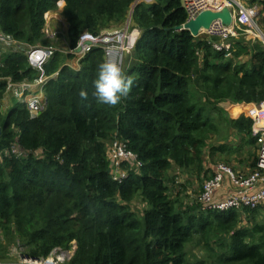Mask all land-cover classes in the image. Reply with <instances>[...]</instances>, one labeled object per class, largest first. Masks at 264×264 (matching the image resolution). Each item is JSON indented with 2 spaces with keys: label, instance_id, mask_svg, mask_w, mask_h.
Returning a JSON list of instances; mask_svg holds the SVG:
<instances>
[{
  "label": "trees",
  "instance_id": "trees-1",
  "mask_svg": "<svg viewBox=\"0 0 264 264\" xmlns=\"http://www.w3.org/2000/svg\"><path fill=\"white\" fill-rule=\"evenodd\" d=\"M59 1L0 0V31L22 44L60 48L42 32ZM62 1L70 49L85 31L121 26L133 7L130 26L139 36L124 68L133 84L118 105L98 104L93 82L104 50L84 54L78 68L66 63L74 54L58 50L43 65L48 79L39 85L38 108L18 101L3 117L7 78L32 81L38 71L24 50L0 42V263L13 264L14 252L44 259L74 242L63 264H264V205L219 212L195 200L184 208L173 189L185 185L172 173L195 175L201 192L212 175L207 147L234 153L223 140L234 134L256 151L252 120L228 117L220 104L264 100V45L239 36L218 50L214 39L175 30L186 22L181 0ZM113 140L141 162L137 170L123 163L128 175L120 183L107 172ZM249 155L254 168L256 155ZM136 198L145 204L141 215L130 209ZM195 238L209 258H188Z\"/></svg>",
  "mask_w": 264,
  "mask_h": 264
},
{
  "label": "built area",
  "instance_id": "built-area-1",
  "mask_svg": "<svg viewBox=\"0 0 264 264\" xmlns=\"http://www.w3.org/2000/svg\"><path fill=\"white\" fill-rule=\"evenodd\" d=\"M152 1L153 0H137L135 4L140 2L148 4ZM60 3L61 1L58 2V5ZM181 5L186 12V22L194 19L205 10H220L223 7L229 9L232 17L230 26H226L220 19H216L212 21L208 29L203 30V33L210 39L219 40L213 43V46L218 50H229L231 38H238L240 35L245 38L249 37L248 39L255 38L264 45V34L260 31L256 21L258 14L256 5L246 4L243 0H181ZM132 9L124 22L125 30L119 31L116 30V28L108 29L103 30L99 35H94L85 31L80 34L78 44L74 49L68 47L60 49L55 46H43L41 44L30 46L17 42L10 35L3 34L0 31V42L24 50L30 65L38 71V76L30 82L22 81L20 83H14L11 78H7L8 91L12 90L14 94L18 92V95L25 96L31 93L30 88L32 86L44 84L48 76L44 74L43 65L58 50L82 57L93 48L99 47L104 50L106 60H112L121 65L123 53L126 52L127 54L131 51L139 32L133 29L131 33H127V29L130 27L131 23ZM42 32L47 37L52 38V33L46 28V25ZM136 32V37L132 39V35ZM76 48H79L80 51L76 52ZM34 82L39 84H33ZM40 94L42 93L40 92ZM36 96L37 99L35 98L36 100H33V102L29 104L25 102L29 109L36 110L38 108V104L42 100V97ZM33 97H35V95ZM245 105H249V108L243 112L252 120L251 136L255 139L256 146L255 167L246 172H242L235 171L232 167L224 163H218L214 166L212 168L211 177L203 183L202 192L199 197L202 209L204 210L223 212L230 209H253L260 205H264V100L260 101L258 104L251 103ZM107 154L110 162V173L113 180L119 183L125 180L128 175L127 170H124L122 167L123 163L130 169L134 168L137 170L141 166V162L137 160L136 154L128 149L127 145L120 140L111 141L107 149ZM225 179L229 180L232 184L233 190L229 195L218 198L216 197V193L221 189ZM25 258L27 257L20 255V259ZM47 259L48 257L39 260H31V258L28 257L27 264L36 261H46V263H50V260ZM54 264H58V262H54Z\"/></svg>",
  "mask_w": 264,
  "mask_h": 264
},
{
  "label": "rangeland",
  "instance_id": "rangeland-1",
  "mask_svg": "<svg viewBox=\"0 0 264 264\" xmlns=\"http://www.w3.org/2000/svg\"><path fill=\"white\" fill-rule=\"evenodd\" d=\"M62 5L63 4L60 3L58 5V9L56 12H48V14L45 13L44 17H45V21H46V28L50 32L52 31L51 32L52 38L49 37V39L51 41H53L52 43L57 44L60 48L65 49V47H67L68 45H67V40H65L66 23H64V18H62L61 13H60L62 10ZM257 24H258V21H257ZM116 30H119V31L125 30L124 23L121 26H118L116 28ZM132 30L133 29L130 26L127 29V33H131ZM199 35L206 37V34L203 33V31ZM137 36H139V32H138ZM240 36H242V35H240ZM218 41L219 40L214 39V42H218ZM123 54L124 55L121 58H123L122 62H123V70H124L125 65L127 63V57L128 56H127L126 52ZM73 56L74 57L71 59H68L66 61V63L73 68H77V64H78L81 57H79V55H73ZM33 84H39V83L34 82ZM39 88H41V87L36 86V85L32 86L30 88L31 93H28L25 96H22L20 94L18 95V92L14 94L13 91L6 93V95H4L2 105H1L2 116L5 117L7 110L14 107L18 101L24 102V103L26 102L29 104V103L33 102V100L37 99L36 95H38V96L42 97V99H44V94L38 93ZM34 95H35V97H33ZM220 105L225 109L228 117L236 118L240 114H244L246 116V114L244 112H241V111L235 115L232 114L234 112L233 111L234 108H233L232 104L226 105V104L221 103ZM230 132H231V130H230ZM223 137H224L223 140L225 141V143H227L228 145H231L233 150H235V152L234 153H228V154H226V153L219 154V152L216 151L217 153L215 154V152L211 153L210 148L207 147L205 150V154H204L205 165H209L211 167H214L218 163H224V164H227L230 167H232L235 171H240L242 168H244L246 170H251L252 169L251 163H252L254 156H251L249 154L256 155V151L254 149L250 148L249 146L245 145V143L242 142L240 137H237L234 134H232V135L230 134L229 136L224 135ZM215 141H216V139H215ZM109 144L110 143H107V148H108ZM254 151H255V153H254ZM227 160H228V162H227ZM172 173L176 174L175 180H176L178 185L179 184L185 185V189H181V187H178V186H175L173 189L174 193H176V191L180 190V198L182 200L183 207L185 208L187 205H191V202L193 203V202H195V200L198 201V203L200 204L199 197L201 195L202 190L200 192V190H199L200 181L197 179V177L193 174L192 175L191 174H183L177 169H174L172 171ZM144 207H145V204L139 198H136L130 204L131 211L136 213V215H141L142 209ZM214 249L217 250V247L214 246ZM186 252H187V256L190 260H194L195 258H204V257L207 258L209 255V253H207L204 246L200 243H197L196 238L194 239L193 242L187 244ZM73 253H74V242L72 244V247L68 250L55 249L52 252V254H50L48 256L50 263H46V261H43V262L42 261H36V262H32L31 264H54V262H58V264H63L65 261H67L73 255ZM12 255H13L12 256L13 259H11V261L14 262L13 264H22V263L27 264L28 263L27 258H25L26 260L16 258L18 256L15 252Z\"/></svg>",
  "mask_w": 264,
  "mask_h": 264
},
{
  "label": "clouds",
  "instance_id": "clouds-1",
  "mask_svg": "<svg viewBox=\"0 0 264 264\" xmlns=\"http://www.w3.org/2000/svg\"><path fill=\"white\" fill-rule=\"evenodd\" d=\"M60 1L63 4V1ZM93 83L95 101L101 105L116 106L122 99L127 97L133 80L125 76L120 64L112 60H106L99 64L97 77ZM80 96L86 100L88 93L81 91Z\"/></svg>",
  "mask_w": 264,
  "mask_h": 264
},
{
  "label": "water",
  "instance_id": "water-1",
  "mask_svg": "<svg viewBox=\"0 0 264 264\" xmlns=\"http://www.w3.org/2000/svg\"><path fill=\"white\" fill-rule=\"evenodd\" d=\"M216 19H220L221 22L226 26H230L232 23V17L229 9L227 7H223L220 10H205L198 14L194 19H191L188 22H185L184 24L176 26L175 30H188L192 36L196 37L199 36V34L203 30L208 29L212 21ZM75 51L79 52L80 49L76 48ZM107 172H110V168H108ZM75 247L76 245L74 243V249ZM31 260L35 259L31 258Z\"/></svg>",
  "mask_w": 264,
  "mask_h": 264
},
{
  "label": "crops",
  "instance_id": "crops-1",
  "mask_svg": "<svg viewBox=\"0 0 264 264\" xmlns=\"http://www.w3.org/2000/svg\"><path fill=\"white\" fill-rule=\"evenodd\" d=\"M244 2H246V4H248V2L246 0H243ZM253 5H256L258 8V14H257V18L256 21H258V27L260 29V31L262 32V34H264V5L262 6L260 3H255ZM249 38V37H248ZM246 37V39H248ZM251 40H255V41H259L255 38H251ZM260 42V41H259ZM233 113L232 114H237L238 112H243L242 110V106L239 105H233ZM232 112V111H231ZM217 152H215L216 154ZM213 168V167H212ZM240 171L242 172H246L248 170L242 168ZM233 190V186L232 184L229 182V180L225 179L221 189H219L216 193V197L221 198V197H225L226 195H229Z\"/></svg>",
  "mask_w": 264,
  "mask_h": 264
},
{
  "label": "bare ground",
  "instance_id": "bare-ground-1",
  "mask_svg": "<svg viewBox=\"0 0 264 264\" xmlns=\"http://www.w3.org/2000/svg\"><path fill=\"white\" fill-rule=\"evenodd\" d=\"M48 14V13H47ZM52 20V19H51ZM63 24V23H62ZM49 26V25H48ZM53 26V25H52ZM50 27V26H49ZM54 29V28H53ZM56 29V28H55ZM52 32V31H51ZM133 36V35H132ZM249 108V105H242V110L246 111Z\"/></svg>",
  "mask_w": 264,
  "mask_h": 264
}]
</instances>
